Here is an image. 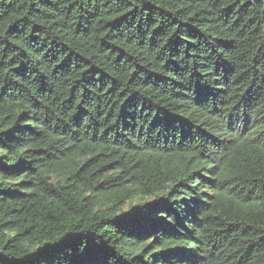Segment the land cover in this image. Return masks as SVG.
<instances>
[{
    "label": "trees",
    "instance_id": "trees-1",
    "mask_svg": "<svg viewBox=\"0 0 264 264\" xmlns=\"http://www.w3.org/2000/svg\"><path fill=\"white\" fill-rule=\"evenodd\" d=\"M0 264H264V0H0Z\"/></svg>",
    "mask_w": 264,
    "mask_h": 264
}]
</instances>
